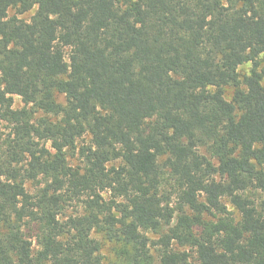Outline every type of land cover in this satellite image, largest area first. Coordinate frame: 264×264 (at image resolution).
Masks as SVG:
<instances>
[{
    "label": "trees",
    "instance_id": "1",
    "mask_svg": "<svg viewBox=\"0 0 264 264\" xmlns=\"http://www.w3.org/2000/svg\"><path fill=\"white\" fill-rule=\"evenodd\" d=\"M1 122L0 264H264V0H0Z\"/></svg>",
    "mask_w": 264,
    "mask_h": 264
},
{
    "label": "rangeland",
    "instance_id": "2",
    "mask_svg": "<svg viewBox=\"0 0 264 264\" xmlns=\"http://www.w3.org/2000/svg\"><path fill=\"white\" fill-rule=\"evenodd\" d=\"M34 13H35V10H33V11L29 12V13H26V14H24V15H21V17H23V18L26 19V20H30V18L32 17V15H33ZM12 14H13V12H12ZM249 68H250V65H247L243 70H244V71H247V70H249ZM232 93H233V89H232V88H228V89H227V97L230 98L231 95H232ZM23 106H24V103H23L21 97H20V96H15V107H16V108H21V107H23ZM6 125H7V123H5V122H1V123H0V135H1L2 137H5V136L9 133V128H8ZM70 161H71V163L75 164V163L79 162V158H78V156H75L74 158L71 157V158H70ZM106 196L109 197V194H106ZM173 203H174V200H173ZM78 207H80V206L77 205V204H76V205H73V206H71V207H69V208L67 209L65 215H70V214L75 213V211L78 209ZM229 207L232 209L231 206H229ZM150 236H151L153 239H157V238H158V236H157V235H154V234H150Z\"/></svg>",
    "mask_w": 264,
    "mask_h": 264
}]
</instances>
